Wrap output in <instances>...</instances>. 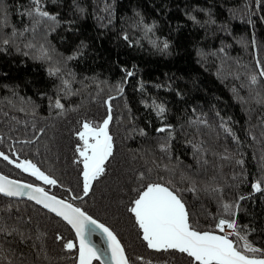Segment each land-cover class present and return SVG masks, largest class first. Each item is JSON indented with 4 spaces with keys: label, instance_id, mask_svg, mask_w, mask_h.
Wrapping results in <instances>:
<instances>
[{
    "label": "trees",
    "instance_id": "obj_1",
    "mask_svg": "<svg viewBox=\"0 0 264 264\" xmlns=\"http://www.w3.org/2000/svg\"><path fill=\"white\" fill-rule=\"evenodd\" d=\"M29 2L30 0H0V22H2V11L6 4L9 7L11 22L20 26L21 19L26 17H20L17 9L20 5L27 6ZM46 2L50 11L60 13L62 21L74 19V26L81 29L79 33H73L67 30L66 23L57 26L51 33L50 39L58 50L65 54L70 53L77 42V37L88 40L89 48L84 55L70 62V67L77 73V82L73 87L82 91L64 98L68 112L62 117L51 116L47 110L46 98L42 99L37 95V88H43L44 84L48 85L47 90L50 93L52 91V78L47 76L44 67L20 53L13 52L7 56L0 53V76L4 72L8 73V79L0 80V83L19 84L18 91L21 95L32 96L40 104L39 115L35 118L38 127L47 125L38 143L24 146L23 155H27L58 177L62 183L72 186L76 192H79V182L82 181V177H78L77 169L72 164L74 146L78 141L74 133L85 119L101 122L106 118L105 101L108 95H113V120L110 122L109 130L115 142V159L110 158L108 161L107 174L93 182V191L83 197V206L113 227L134 264H184L180 254L173 257L170 251H157L147 247L142 236L138 235L139 229L134 221V214L128 211L124 203H121L128 200V194L123 187L126 182H131L129 178L134 176L138 169L146 170L152 166L154 167L153 176L156 172L162 176L165 175L162 169L155 167V160H161L162 163L168 162L162 159L163 154L157 148L160 138L167 134V130L164 133L156 131L161 123H172L177 126L173 153L180 160L173 161L170 167H176L178 163L179 168L195 175L198 183L203 184L205 181L211 183V177L217 174V168L214 165L219 164L218 158L209 151L208 163L198 164L192 155L191 146L184 143L186 134L188 138H191L194 132V129L189 128L185 121L191 115L192 106H197L199 110L208 113V118L213 124L211 129L202 127L203 138L207 141L206 147L211 146L217 151L222 150L224 146L235 149V142L230 138L225 140L222 129L218 128L219 121L215 110L219 109L222 115L232 117L230 123L244 141L242 151L245 154V167L249 174L240 184L239 190L226 188V194L229 198H233L240 192L251 190V181L259 175L258 156L261 145L251 141L247 130L250 124H257L254 131L259 139L260 128L257 121L264 113V108L251 99L254 92L250 94L248 88L243 85H246L247 73L259 72L261 65L257 63V58L264 61V21H260L257 16L252 17L256 21L255 33L258 41L256 46L251 43L245 46L239 42V38L243 37L245 41L251 40L253 26L246 22L248 13L245 9L247 5L254 7V0H117L116 20L108 28H102L93 14V8L99 9L103 0H79L89 9V15L85 19L78 15L73 17L68 7L71 0H46ZM137 8L144 14L147 22L150 23L153 18L160 21L155 34L172 41L170 55L154 49L139 29L131 27L129 18L135 20L133 10ZM208 8L213 10L218 23L210 26L206 34L205 28L194 26L184 13L186 9L194 10L195 14L204 19L206 14L202 10ZM230 10L236 12V18L229 15ZM256 11L259 12V10ZM241 14L245 15L243 21L239 19ZM220 22L229 24L231 34L215 30ZM125 28L135 34L134 38L140 39L142 47L140 45L130 47L123 41L119 33ZM62 36L67 39L61 40ZM221 40L228 45L226 51L229 57L225 59L224 74L218 76L220 60L211 52L220 47ZM199 49H204L208 53L206 59H202L198 54ZM236 59H239V64L235 62ZM20 60H25L26 63L21 64ZM133 64L137 67L134 75L128 78L124 94L115 96L108 84H115L123 78L124 71L121 65L132 68ZM233 73H239L240 78H235ZM94 75L108 83L98 85L89 80L85 87L79 82L85 76ZM141 79L146 89L143 93L137 86ZM169 80L172 81L171 88L167 87ZM157 84L166 86L157 88ZM233 85L240 91L241 96L248 98V103L235 98ZM98 89L102 91L98 92ZM177 89L182 90L184 95H177ZM254 91L264 94V84L257 86ZM5 94L6 90L0 88V132L4 133L0 150L8 152L12 145L9 136L13 141H18L23 135L31 137L33 118L6 107L2 99ZM96 96L98 98L93 99ZM152 96L167 104L169 111L166 120L158 119L153 110L146 108L140 102L141 99ZM124 97L130 105L131 114H129V108L125 106ZM73 104L78 107L73 109L71 107ZM5 111L10 113L8 117L3 115ZM12 115L18 116L21 120L28 119V128L25 129L23 124H19L16 125V131L10 133L9 125L5 121H11ZM121 116L123 119H120ZM181 124H184V131L180 130ZM140 128L145 129L147 135L141 134ZM218 131L219 137L216 135ZM45 145L48 146L47 149ZM19 146L17 144V147ZM36 147L40 148L39 154L35 151ZM254 152L256 156L253 155ZM13 155L15 157L14 152ZM187 165H191L192 168L188 169ZM0 171L15 179L29 177V174L23 173L2 157H0ZM223 171L230 175L233 165L225 162ZM235 171L239 173L240 168L235 167ZM177 179H179L178 176ZM48 187L53 192L68 198L65 189L60 188L59 185ZM183 195L189 202L192 215L200 220L201 226L211 223L212 213L217 208L216 201L205 192H200L199 195L184 192ZM254 201L255 203L249 200L244 204L247 211L240 212L239 218L242 223L251 219L252 213L264 210V202L261 201L259 193L255 194ZM6 203L16 206L12 209V214L22 216L27 228L33 232L39 230L48 233L47 248L50 257L53 258L52 264H72V258L66 255L67 250L62 249L60 242L54 239L56 230H60L65 237L72 238L73 233L64 221L31 201L14 200L1 194L0 214L3 213ZM17 207L19 211L16 210ZM27 216H32V221H27ZM140 256H143L144 260H139ZM31 257L30 252L29 258ZM0 264L3 262L0 261Z\"/></svg>",
    "mask_w": 264,
    "mask_h": 264
},
{
    "label": "snow or ice",
    "instance_id": "obj_2",
    "mask_svg": "<svg viewBox=\"0 0 264 264\" xmlns=\"http://www.w3.org/2000/svg\"><path fill=\"white\" fill-rule=\"evenodd\" d=\"M73 17L79 16L82 19L89 15L88 7H85L79 0H71L68 6ZM248 13L247 23L253 26V32L250 41H245L243 37L239 42L247 46L251 43L253 46L258 44L255 26L256 21L253 16H257L260 21H264V0H254L253 5H247L245 9ZM256 10H259L257 12ZM18 15L22 18L20 26L11 22L9 7L5 4L2 11V22H0V53L5 56L14 53H20L29 57L34 62H39L44 67L47 76L52 78L51 93L47 90L48 85L43 88H37V95L47 101V110L51 116L62 117L68 112L65 97L72 96L81 92L73 85L77 82V73L70 67V62L84 55L89 48V42L86 39H79L72 48L71 52L65 54L60 52L50 39V35L56 30V27L62 23L67 24V30L73 33H79L80 28L75 27V20L69 19L62 21L60 13L50 11L46 0H30L27 6L20 5L17 9ZM135 20L129 18L131 27L139 29L143 37L147 38L154 49L162 53L171 54L172 41L167 37L157 36L156 30L160 23L153 18L149 23L144 14L137 8L134 9ZM163 14L162 10H160ZM206 17L201 19L195 14L194 10H185V15L189 17L194 26L205 28L206 34L210 26L217 25V20L211 8L202 10ZM103 13V14H101ZM117 0H103L99 9L93 8L95 19L102 28H108L116 20ZM229 15L236 18V12L231 11ZM240 20H245V15L239 16ZM216 31H222L231 34V28L228 23L220 22ZM123 41L130 47L140 45L139 38H134V33H130L126 28L119 33ZM67 37L62 36L61 40ZM228 45L221 40L220 47L213 49L211 54L217 56L220 60V68L217 75L224 74L225 59L229 57L226 48ZM198 54L202 59H206L208 53L204 49H199ZM240 63L239 59L235 61ZM21 64L26 63L20 60ZM257 63L261 65L259 72L251 71L247 73L246 86L251 95V99L264 108V94L260 91H254L257 86L264 84V61L257 58ZM136 65L132 68L121 65L124 76L115 84H108L115 96H122L125 92V85L128 78L134 75ZM235 78L239 79V73H233ZM8 73L4 72L0 80H7ZM91 80L96 84H107V81H101L97 76L83 77L79 82L87 86V81ZM138 88L143 93L146 91L144 81L138 82ZM166 85L157 84V88ZM172 81L169 80L167 87L171 88ZM0 88L6 90L2 97L5 106L10 110L14 109L24 113L25 116H31L32 135L21 136L18 141H12L8 152L0 150V157L8 161L23 173L29 174L25 179H13L11 176L0 172V193L9 198L28 197L31 201L43 206L49 213L61 218L70 226L73 233L72 238L65 237L60 230L54 234L55 241L60 242L62 249L67 250L68 256L72 258V264H134V261L128 255L125 245L121 242L117 232L107 222L102 221L98 216L90 213L83 206V197L93 191V182L102 179L109 170L108 161L115 159V142L113 134L109 130L110 122L113 120V95H108L105 101L107 105V114L101 122H93L87 119L83 120L81 126L75 131L78 141L74 146V156L72 164L77 169L78 177H82L79 182V192L69 185L60 181L49 170L43 168L33 159L23 155L25 145L38 143L41 134L45 133L46 126H39L35 118L39 115L40 104L32 96L21 95L18 91L19 84L13 82L0 83ZM237 100L248 103V98L241 96L240 91L235 85L232 86ZM102 89H98V92ZM177 95L183 96L184 92L176 90ZM98 96L93 97L97 99ZM125 99V106L127 98ZM146 108H150L161 121L167 119L169 111L168 106L157 97L143 98L140 101ZM76 109L78 105H71ZM251 111V108H249ZM5 117L10 113L3 112ZM218 118V128L222 129L225 140L229 138L235 142V149L224 146L222 150L217 151L211 146H207V141L202 135V127L213 128V124L208 118V113L199 110L197 106H192L191 115L188 116L185 123L194 132L191 138L187 137L184 143L192 148V155L198 164H207L208 152L217 157L219 164L214 165L217 168V174L211 177V183L205 181L203 184L197 182V178L189 171L183 168L170 167L173 161L179 162L180 158L174 156L173 146L177 135V126L172 123H161L156 129L159 133L167 134L160 138L157 148L162 153V159L168 162L162 163L161 160H155V167H159L165 172L160 175L159 172L153 176L154 167L150 166L146 170H136L134 176L130 177V183L126 182L123 190L128 194L125 204L128 211L134 214V221L138 225V235L142 236L148 248L153 250L170 251L175 257L180 254L184 264H264V210L259 213H252L251 219L242 223L240 221L241 210L247 211L244 204L254 201L256 193L260 194V199L264 202V113L258 118L259 139L254 129L257 124H250L247 135L251 141H256L261 145L258 156L259 175L251 181L250 191L240 192L237 196L229 198L226 194V188L239 190L248 176L245 167V154L243 153L244 141L232 126L231 116L222 115L219 109L215 110ZM47 119V118H45ZM123 119V116L120 117ZM14 121L15 123H11ZM8 131H16V125L23 124L28 128L29 120H21L18 116L12 115L11 121H5ZM180 130L184 131V124L180 125ZM143 135H147L145 129L140 128ZM219 137L220 132L216 133ZM199 137V138H197ZM4 140V133L0 132V142ZM17 144L20 146L17 147ZM47 149V145L44 146ZM37 154L40 148L36 147ZM149 151H151L149 149ZM15 153V157L13 155ZM254 156L257 154L254 152ZM225 162L233 165V171L230 175L224 173ZM235 167L240 168V172L235 171ZM191 169V165H187ZM177 176L179 179H177ZM35 178V179H32ZM59 185L65 189L68 198L63 194L53 192L48 186ZM191 192L199 195L200 192L209 194L216 201V211L212 213L211 223L201 226L200 220L192 215L189 208V202L185 199L183 193ZM16 207L12 203H6L3 213L0 214V261L3 264H52L47 248V232H33L27 228L23 221L24 218L19 215H13L12 209ZM19 211L18 207L16 208ZM32 216H27V221H32ZM99 232L102 237V243L106 245L101 248L93 239L92 235ZM255 234V235H253ZM11 238V239H9ZM257 240L259 242H257ZM27 245V247H24ZM32 257L29 258V253ZM144 260L143 256L138 257Z\"/></svg>",
    "mask_w": 264,
    "mask_h": 264
},
{
    "label": "water",
    "instance_id": "obj_3",
    "mask_svg": "<svg viewBox=\"0 0 264 264\" xmlns=\"http://www.w3.org/2000/svg\"><path fill=\"white\" fill-rule=\"evenodd\" d=\"M1 172V171H0ZM6 175V174H5ZM13 179H15V178H13ZM2 196H4V194H2V193H0ZM4 197H6V196H4ZM7 198H9V197H7ZM10 199H14V200H27V201H31L28 197H24V198H10ZM31 202H33V201H31ZM33 203H35V202H33ZM36 204V203H35ZM38 205V204H37ZM39 206H41V205H39ZM41 207H43V206H41ZM45 210H47V209H45ZM48 211V210H47ZM55 215V214H54ZM59 218V217H58ZM61 219V218H60ZM66 223V222H65ZM70 227V226H69ZM92 239L97 243V244H99L100 246H101V248H105L106 247V245L105 244H103L102 243V237L100 236V233L99 232H97V233H95V234H93L92 235ZM94 264H95V262H94ZM101 264H103V261H101Z\"/></svg>",
    "mask_w": 264,
    "mask_h": 264
}]
</instances>
